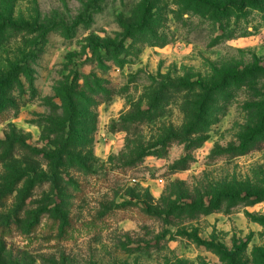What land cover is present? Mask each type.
Segmentation results:
<instances>
[{"label": "rangeland", "instance_id": "374dc122", "mask_svg": "<svg viewBox=\"0 0 264 264\" xmlns=\"http://www.w3.org/2000/svg\"><path fill=\"white\" fill-rule=\"evenodd\" d=\"M51 259L264 264V0H0V264Z\"/></svg>", "mask_w": 264, "mask_h": 264}, {"label": "trees", "instance_id": "16d2710c", "mask_svg": "<svg viewBox=\"0 0 264 264\" xmlns=\"http://www.w3.org/2000/svg\"><path fill=\"white\" fill-rule=\"evenodd\" d=\"M13 26H15V25H13ZM65 100H67L66 101L67 102L66 112L73 114L74 110H73V103H72V101H69L68 99H65ZM48 262H50L51 264H57V262L55 260H52V259L50 261H48Z\"/></svg>", "mask_w": 264, "mask_h": 264}]
</instances>
